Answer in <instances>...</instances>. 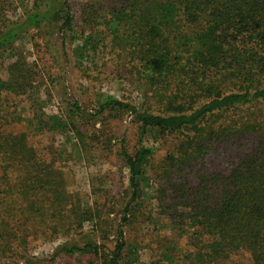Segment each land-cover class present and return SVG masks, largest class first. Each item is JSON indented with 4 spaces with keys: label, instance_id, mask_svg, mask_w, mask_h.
Here are the masks:
<instances>
[{
    "label": "trees",
    "instance_id": "trees-1",
    "mask_svg": "<svg viewBox=\"0 0 264 264\" xmlns=\"http://www.w3.org/2000/svg\"><path fill=\"white\" fill-rule=\"evenodd\" d=\"M30 1L18 7L0 0V55L7 57L0 66L6 73L5 79L0 74V125L7 122L5 94L27 99L50 78L19 54L17 44L29 33L60 37L63 48L79 39L70 0ZM80 21L91 34L74 50L77 59L96 53L90 40L103 27L141 66L143 97L170 113L140 111L106 96L92 109L74 102L58 115L36 100L29 131L72 135L85 156L91 145L77 126L97 120L104 127L113 114L129 113L143 133L182 137L163 160L165 184L156 196L166 220H155L153 207L142 218L155 246L147 247L154 252L150 264H264V0H89ZM252 105L256 110L244 118L229 116ZM100 133L90 139L104 149L109 144ZM155 153L142 142L131 154L120 142L129 200L111 225L113 250L88 237L60 244L50 260L38 263L91 264L85 259L100 255L103 264L138 263L143 245L129 241L127 231L140 220ZM55 170L52 159L35 158L27 134L0 132V264H34L26 258L28 240L39 230L17 223L18 196L30 202L20 210L28 220L46 215L45 202L56 209L63 201L79 226L97 218L63 198Z\"/></svg>",
    "mask_w": 264,
    "mask_h": 264
},
{
    "label": "rangeland",
    "instance_id": "rangeland-1",
    "mask_svg": "<svg viewBox=\"0 0 264 264\" xmlns=\"http://www.w3.org/2000/svg\"><path fill=\"white\" fill-rule=\"evenodd\" d=\"M15 1L18 7L23 4L22 2H31L30 0ZM70 2L77 23L76 36L79 39L73 42L66 41L64 43L66 47L63 48L60 37L46 39L36 36L35 33H29L17 44L19 54L29 62H34L38 69L47 77L49 74L50 78L42 91L31 94L27 99L5 94L2 115L7 122L5 125H0V132L27 134V145L33 150L35 158L39 162H47L49 159L54 161L56 175L64 182L61 190L63 198L72 200L83 210L93 212L97 218L94 221L83 222L79 226L71 209L63 201L56 209L45 202L46 215L28 220L20 210L22 211L30 202L27 203L24 196H18L17 223L20 225L25 223L35 232L39 230L38 235L28 240L26 258L34 264H39L38 262L42 260L48 261L54 249L60 244L65 242L80 244L88 237L106 245L107 251L113 250L115 235L112 226L118 223L119 213L129 200L128 170L118 156L120 142L124 141L126 149L131 154L142 142L144 145L154 146L156 150L149 164L150 183L146 189L145 203L138 212L140 220L127 231L129 241L143 245L140 261L134 264H150L154 252L147 247L155 246L150 244L151 232L147 225L142 223V218L153 207L154 219L159 222L166 220L159 214L156 196L165 184V180L162 181L163 160L178 144L177 138L180 136L167 134L157 137L154 134L143 133L136 124L135 118L129 113L113 114L104 127L97 120L77 126L91 145V150L88 149L87 152L88 156H85L77 139L72 135L55 133L42 136L38 132L29 131V122L34 111L32 102L36 100H39L37 104H40L46 113L58 115H66L74 102H78L85 109H92L106 96L131 104L140 111L155 114L170 113L169 107H158L143 97L139 81L145 79L140 70L141 66L120 51L119 46L114 44L115 40L119 41L116 35L107 32L103 27H96V34L90 40L97 50L96 53L77 59L74 50L83 47V40L91 34V31L80 21L81 12L89 0H70ZM18 12L21 13L20 10ZM6 59L7 57L0 55V66L3 63L7 64ZM0 74L3 79L6 78L4 70H1ZM253 110L256 109L252 105L235 110L229 116L233 120L240 119L251 114ZM99 130L100 140L109 144L104 149L90 139L91 135ZM76 150H79L80 155ZM17 172H20L19 168ZM153 174H158L160 179L154 178ZM1 175L0 172V177ZM64 260H58V263ZM103 260L104 257L100 255L96 258H87L85 262L103 264Z\"/></svg>",
    "mask_w": 264,
    "mask_h": 264
}]
</instances>
